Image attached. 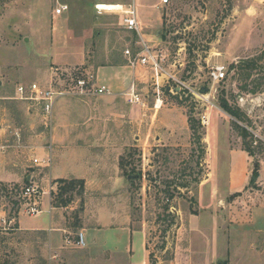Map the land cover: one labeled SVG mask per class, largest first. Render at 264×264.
Wrapping results in <instances>:
<instances>
[{
	"label": "rangeland",
	"instance_id": "1",
	"mask_svg": "<svg viewBox=\"0 0 264 264\" xmlns=\"http://www.w3.org/2000/svg\"><path fill=\"white\" fill-rule=\"evenodd\" d=\"M133 1L0 0L2 95L32 83L66 91L75 79L97 77L104 67L113 69L102 81L109 75L115 86L132 73L141 97L135 106L128 104L126 92L73 102L54 116L57 132L44 124L38 108L26 102L8 105L21 133L17 138L35 146L53 142L56 149L85 148L80 160L91 155L95 173L91 187L81 195L76 190L65 208L61 227L73 232L67 236L74 245H65L52 259L48 232L21 229L48 227L46 206L27 217L19 193L29 184L26 176L33 175L52 197L56 181L50 176L65 175L74 164L33 165L14 182L0 180V217L7 221H0V264H86L75 242L90 194L88 205L96 215L99 204L128 215L136 262H141L143 241L149 264H264V237L239 229L253 205L264 206V0H170L165 5L136 0L141 35L127 30L119 13L95 11L97 3ZM60 5L69 11L55 17ZM143 41L162 59L167 75L131 66L125 52L136 54ZM247 62L253 66L244 67ZM222 65L226 78L214 83L210 73ZM224 101L244 117L239 125L250 134L253 156L244 151ZM6 102L0 99V126ZM109 232V244H118L116 233Z\"/></svg>",
	"mask_w": 264,
	"mask_h": 264
},
{
	"label": "crops",
	"instance_id": "2",
	"mask_svg": "<svg viewBox=\"0 0 264 264\" xmlns=\"http://www.w3.org/2000/svg\"><path fill=\"white\" fill-rule=\"evenodd\" d=\"M139 14L140 13L138 12V15ZM110 69L113 68H100V74H97V80L98 84L107 86L113 91V95L102 96V98L114 99L119 93L127 92L130 89L133 81H135L136 83V80L132 78L133 74L131 73V77H129L128 79L117 80L116 86L108 80L109 75L106 76L108 82L106 80L102 81L103 75L105 73H109L107 71H112ZM126 70L129 71V69ZM5 90L6 87L4 85H1L0 99H3L8 102H6V107L0 126V146H7V149L4 152H0V180L4 179L9 182H14L16 181L15 179L22 178L23 175H25L27 169L33 167L32 160L36 157V154H42L43 157H46L50 151L53 160L52 164H54L55 161L57 164L63 162H72L74 164L73 168L68 169L65 175H57L55 177L50 176L52 181H56L59 179L83 180L85 182L86 189H89L93 181V174L95 173V168H93V165L91 163V161L93 160L91 159L92 156L86 155V157H84L85 159L80 160L81 158H83V155H80L79 153L80 151L86 150L85 148L79 146L78 148H76L77 146H68L67 148H65V146L64 148L61 147L56 149V147L54 148L53 146V142H50L52 143L50 144L51 146H35L34 141L27 143L26 140L17 138L18 136H21V133L19 128L14 123V117L8 105H15L16 103L20 105L21 103L20 101L16 100L17 87L14 90L15 92L10 96L2 95L4 94ZM89 98L91 97H88L83 100L75 97L64 98L59 100L55 108V118L56 116L61 114V110L64 106L73 104V102H75V104H79L80 102H85ZM54 125L55 123H53V125L51 126L52 131L57 132V128L55 129ZM49 148L51 150H49ZM60 170L64 171L65 169H59L58 171L60 172ZM49 175L50 172L48 173V176ZM26 177V179H28L29 181L34 180L33 175H27ZM51 188L56 191V184L52 185ZM88 194L89 193L87 190V197L89 196ZM47 195L49 196V194ZM90 195L91 196L87 198L85 203L86 208L84 207L85 218H83V215L81 216L82 228L79 232L83 233L86 238L85 247H79L85 254L86 264H149L150 255L146 248L145 242L143 241H141V262L134 261L135 231L131 227V221L128 215H122L118 211L108 210L106 206L102 204L98 205V207L102 208L99 210V216L96 215L93 211V208L89 207L88 205V202L92 201V194ZM51 199L52 197L49 196L48 202L42 203V206H46L47 212L50 215V223L48 227L25 229L21 226V229L30 232H48L51 238L49 256L52 259L55 258L53 254L59 252L61 249L64 248L65 245L73 246V244H68V241H71V238L70 236H67L72 235L73 232H71L70 229L66 230L61 227L66 220L64 212L67 211V209L55 208L52 204ZM250 209L251 210L249 212L247 211L249 214V219L245 218V222L241 225L242 227H240L239 229L245 231L246 233H251L255 236L259 235L264 237V206L256 207V205H253ZM100 213H102L101 216ZM256 213L257 215H259L258 219L260 220L257 224ZM244 214L245 213H240V215L246 216V214ZM111 230L116 233V237L118 238V244H109L107 236L109 235V231ZM53 233H57V235L52 236ZM79 233L77 234V236L79 235ZM127 235L128 239H125L127 238ZM71 242L73 243V241Z\"/></svg>",
	"mask_w": 264,
	"mask_h": 264
},
{
	"label": "built area",
	"instance_id": "3",
	"mask_svg": "<svg viewBox=\"0 0 264 264\" xmlns=\"http://www.w3.org/2000/svg\"><path fill=\"white\" fill-rule=\"evenodd\" d=\"M170 0H162V4L169 3ZM69 11L68 5H60L54 15L61 16ZM95 11L98 15L105 13H119L123 17V23L127 30L141 35V22L139 20L138 8L136 0L127 4H117L114 6L106 5V3H97L95 5ZM127 57L130 59L131 66L136 69L138 67L147 68L150 66L156 73L160 76V73L165 72L162 65V59L160 60L159 55L150 47L146 42L141 43L139 52L133 54L131 50L125 52ZM226 67L217 66L213 68L210 73V78L214 83L222 82L226 78ZM166 75L168 74L165 72ZM174 79V77L171 76ZM113 91L107 86L98 84L97 77L93 74H88L84 77H79L75 79L69 89L66 91H55L51 87H44L37 83H32L30 85H18L17 86V97L16 100L20 102H26L29 107H36L42 114L44 124L50 128L54 122L55 108L64 97H75L79 99H85L88 97H101V96H111ZM129 105L135 106L141 104V97L137 93L136 83L133 81L130 89L124 93ZM161 107V104H157ZM204 123H207V118H203ZM20 137V136H18ZM7 146H0V152H4ZM49 150H51L49 148ZM52 156L49 154L42 158H34L32 164L38 167H51ZM53 188H51L52 194ZM48 192L43 190L38 184L34 183L33 180L29 181V184L21 188L19 196L22 199V208L24 210V215L27 217H35L42 213V203L43 198ZM0 221L7 225L5 218L0 217ZM68 244H73L70 240ZM78 247H85V236L83 233H79L78 239L75 242Z\"/></svg>",
	"mask_w": 264,
	"mask_h": 264
},
{
	"label": "trees",
	"instance_id": "4",
	"mask_svg": "<svg viewBox=\"0 0 264 264\" xmlns=\"http://www.w3.org/2000/svg\"><path fill=\"white\" fill-rule=\"evenodd\" d=\"M264 59V53L262 54V57H260V60ZM252 62H247L244 64V67H250L253 66L251 64ZM243 67V66H241ZM235 68V67H234ZM257 69V64H256ZM260 89H257L254 93H259ZM222 108L225 112H227L230 116L234 118L233 126L238 129V131L241 132V137L243 139V147L244 151L248 153L250 156H253V152L251 150V145L248 142V138L250 137V134L248 130L244 127H241L239 123H243L245 121L244 117L241 116L240 111L238 109L232 108L227 101H224L222 103ZM191 120V119H190ZM193 120L190 121L192 123ZM259 167L258 163L256 164V168ZM256 178H259V174L256 169ZM27 183H29V180H26ZM56 184L58 185V190L56 193L52 192V204L55 208H69L70 205L74 202L75 196L74 193L76 190H78V194L81 195L82 192L85 190V182L83 180H65V179H59L56 180ZM79 211V210H78ZM79 212H76L74 219L75 223L80 221V215Z\"/></svg>",
	"mask_w": 264,
	"mask_h": 264
},
{
	"label": "water",
	"instance_id": "5",
	"mask_svg": "<svg viewBox=\"0 0 264 264\" xmlns=\"http://www.w3.org/2000/svg\"><path fill=\"white\" fill-rule=\"evenodd\" d=\"M206 91H208V89H207ZM138 177H139V176H136L135 179H138ZM129 179H131V177H129Z\"/></svg>",
	"mask_w": 264,
	"mask_h": 264
},
{
	"label": "bare ground",
	"instance_id": "6",
	"mask_svg": "<svg viewBox=\"0 0 264 264\" xmlns=\"http://www.w3.org/2000/svg\"><path fill=\"white\" fill-rule=\"evenodd\" d=\"M106 5H111V6H114V5H117V4H106Z\"/></svg>",
	"mask_w": 264,
	"mask_h": 264
}]
</instances>
